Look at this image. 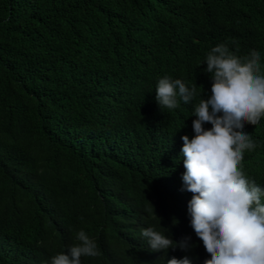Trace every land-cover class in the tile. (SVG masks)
Returning <instances> with one entry per match:
<instances>
[{
    "label": "trees",
    "instance_id": "1",
    "mask_svg": "<svg viewBox=\"0 0 264 264\" xmlns=\"http://www.w3.org/2000/svg\"><path fill=\"white\" fill-rule=\"evenodd\" d=\"M223 42L264 66V0H0V264H50L81 229L102 253L81 264H203L181 136ZM164 75L197 96L160 109ZM244 130L243 171L264 186V118ZM149 226L194 247L153 251Z\"/></svg>",
    "mask_w": 264,
    "mask_h": 264
},
{
    "label": "clouds",
    "instance_id": "2",
    "mask_svg": "<svg viewBox=\"0 0 264 264\" xmlns=\"http://www.w3.org/2000/svg\"><path fill=\"white\" fill-rule=\"evenodd\" d=\"M205 64L204 71L211 74L210 95L193 108L192 138L181 136L185 169L181 190L192 193L187 205L190 224L209 257L203 264H264V186L242 168L245 152L257 147L245 125H257L264 118L261 55L257 50L237 55L223 42L211 48ZM196 87L164 75L156 84L155 99L160 109H176L180 102H192ZM160 229L141 230L151 250L187 252L194 247L189 237L176 242L166 235L168 229ZM75 240L66 252L52 256L50 264H81L82 257L102 254L83 229ZM166 264L191 261L187 256L171 257Z\"/></svg>",
    "mask_w": 264,
    "mask_h": 264
}]
</instances>
